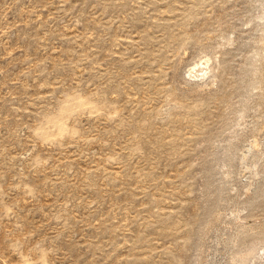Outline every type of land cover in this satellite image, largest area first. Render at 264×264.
Returning a JSON list of instances; mask_svg holds the SVG:
<instances>
[{"label":"rangeland","instance_id":"374dc122","mask_svg":"<svg viewBox=\"0 0 264 264\" xmlns=\"http://www.w3.org/2000/svg\"><path fill=\"white\" fill-rule=\"evenodd\" d=\"M263 7L0 0V264L264 245Z\"/></svg>","mask_w":264,"mask_h":264},{"label":"bare ground","instance_id":"6f19581e","mask_svg":"<svg viewBox=\"0 0 264 264\" xmlns=\"http://www.w3.org/2000/svg\"><path fill=\"white\" fill-rule=\"evenodd\" d=\"M199 63H200V66H198V67H196L197 65L191 66L188 69V72H190L196 76H199V75L202 76L204 73H206L207 67H208V59L204 58ZM190 77H192V76H190ZM253 243H255V242L252 241L251 243L244 245L243 251L241 253H238V254H236V253L233 254L229 261H231V260L234 261L233 264H264V245L263 244L252 245ZM250 245H252V246H250Z\"/></svg>","mask_w":264,"mask_h":264},{"label":"water","instance_id":"95a60500","mask_svg":"<svg viewBox=\"0 0 264 264\" xmlns=\"http://www.w3.org/2000/svg\"><path fill=\"white\" fill-rule=\"evenodd\" d=\"M264 8V7H263ZM262 11V18H264V9H260V12ZM263 26H264V24H263ZM229 153L231 154V155H233L234 154V149H230L229 150ZM253 158H256V156L255 155H253ZM226 166V171L228 172L230 169H231V171H232V169H233V166H232V164L231 163H227V160H219V167H222V166ZM257 196H258V193H257ZM245 245V244H244ZM244 245L242 246V244L240 245H238L237 246V249H240V247H244ZM232 256V255H231ZM229 258H231V257H229ZM230 260V259H229ZM228 262L229 261H227V264H228Z\"/></svg>","mask_w":264,"mask_h":264}]
</instances>
